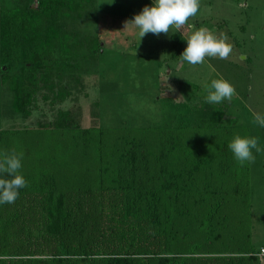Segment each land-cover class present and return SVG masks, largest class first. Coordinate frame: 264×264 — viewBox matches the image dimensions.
Returning <instances> with one entry per match:
<instances>
[{"label":"rangeland","instance_id":"1","mask_svg":"<svg viewBox=\"0 0 264 264\" xmlns=\"http://www.w3.org/2000/svg\"><path fill=\"white\" fill-rule=\"evenodd\" d=\"M40 1L0 0V10L37 7ZM199 3L188 23L196 30L226 34L233 50L227 59L205 57L193 66L180 57L192 31L187 25L143 38L134 25L125 27L153 0H86L79 13L53 26L77 53V66L70 74L51 77L52 89L38 85L27 115L13 109L0 46V156L13 150L22 154L19 174L26 181L16 202L0 204L3 264L26 262V255L37 261L31 264H83L81 256L97 260L109 248L126 245L134 232L144 233L147 221L141 214L118 224L123 206L110 198L122 194L126 179L119 185L115 180L133 159L156 156L162 141L167 148L176 139L191 153L189 158L194 151L200 159L217 158L214 167L221 181L234 185L228 184L229 191L208 186L205 201L191 199L211 212L220 207L217 214L224 217L220 241L200 242L197 253L246 254L264 246V128L252 123L254 113L264 116V0ZM95 40L99 49L92 52ZM46 68L37 69L38 78ZM219 78L234 87L235 95L215 104L224 110L220 130H205L193 109L206 101L205 86ZM236 134L258 137L262 151L253 149L254 163L235 160L228 144ZM173 159H178L176 151ZM226 163L230 166L224 171ZM151 164L157 171V161ZM152 180L158 186L155 175ZM214 192H220L219 199L212 200ZM58 195L63 197V220L58 235L50 236L47 214L55 210ZM200 239L189 237L191 242Z\"/></svg>","mask_w":264,"mask_h":264},{"label":"trees","instance_id":"2","mask_svg":"<svg viewBox=\"0 0 264 264\" xmlns=\"http://www.w3.org/2000/svg\"><path fill=\"white\" fill-rule=\"evenodd\" d=\"M85 1L42 0L37 7L25 4L23 8L0 10L1 60L7 67L3 82L8 83L13 93V109L16 113L29 114L28 107L41 88L38 85L52 89L51 77L60 78L66 73L70 74L77 66V53L70 51L67 37L58 34L53 26L57 25L62 18H71L79 13ZM92 46V52L96 48L99 49V43L96 40ZM40 67L47 68L44 75L38 78L36 73ZM193 112L202 128L212 131L220 130L221 122L224 120L223 108L203 101L193 109ZM57 126L56 130L60 129V125ZM2 133L0 131V140ZM223 133L227 134L226 131ZM164 141L161 142L160 149H157L156 156L146 158L145 161L140 160L144 165L132 158L131 167L115 180V183L118 182L119 185L121 178L126 179L124 189L117 187L122 194L116 191L120 197L110 198V203L115 202L114 204L119 203L123 206L118 211V214L122 216V220L118 222L119 225H125L141 214L147 221L145 232L139 230L134 232V237H130L131 241L126 240V245L109 248L111 249L109 253L97 260H91L89 256H81L79 259L81 263L259 264L255 256L258 251L246 254L227 251L206 255L197 253L200 242L204 241L212 245L220 241L224 217H219L217 214L220 207L215 212H211L209 208L206 211L205 203H193L191 199L194 197L196 200L198 197L201 201H205L211 193L207 189L208 186L218 189V185L229 191L227 187L231 182L221 181V174L216 173L214 163L219 162L217 158L200 159L198 153L194 151L191 156L193 159H191L189 158L191 153L188 154V149L180 143L179 139H176V143L171 140L174 143H168L167 148L164 146ZM175 151L178 159L173 161ZM154 160L158 163L157 171H154L155 167L151 164ZM225 166L227 167L224 171L230 165L226 163ZM154 175L159 183L156 187L151 184ZM0 178L8 177L6 174H0ZM137 180H139L138 183H136ZM200 183L202 188H199ZM231 184L234 186L233 183ZM18 191L19 196L16 201L21 197L23 188ZM214 194L212 200L219 199L221 196L220 192H214ZM54 200L55 210H49L47 214L49 225L46 234L50 236L58 235L59 225L63 220V197L58 195ZM193 234L200 235L201 239L189 241V237ZM23 258L26 262L13 261V263L37 262L32 261L33 259L28 258L27 255ZM3 262L5 261L0 260V264Z\"/></svg>","mask_w":264,"mask_h":264},{"label":"clouds","instance_id":"3","mask_svg":"<svg viewBox=\"0 0 264 264\" xmlns=\"http://www.w3.org/2000/svg\"><path fill=\"white\" fill-rule=\"evenodd\" d=\"M199 9V0H153L152 7H144L132 21L126 22L125 27L134 25L139 29L140 38H143L148 33L157 36L161 33L168 34L170 28L179 30L187 25L192 31L186 40L187 47L180 56L183 61L194 66L204 63L205 57L227 59L233 46L227 42L226 34L220 33L217 36L204 27L196 30L194 25L188 23ZM206 11L211 14V7ZM205 90L206 102L210 104H219L224 100L230 102L235 95L234 87L223 78L212 80L210 86H205ZM252 123L264 128V116L254 113ZM228 148L241 165L255 162L253 149L257 153L262 151L258 137H242L239 134L229 142ZM21 157L22 154L18 156L14 150L0 156V174H6L8 177L0 178V204L14 203L19 196L18 190L26 187L24 177L19 174Z\"/></svg>","mask_w":264,"mask_h":264},{"label":"built area","instance_id":"4","mask_svg":"<svg viewBox=\"0 0 264 264\" xmlns=\"http://www.w3.org/2000/svg\"><path fill=\"white\" fill-rule=\"evenodd\" d=\"M262 250H264V246L261 247L257 253H255L256 258L260 263H262V261L264 260V251Z\"/></svg>","mask_w":264,"mask_h":264}]
</instances>
